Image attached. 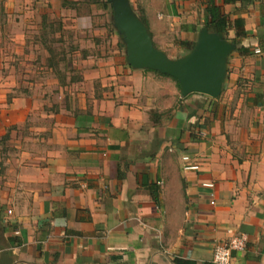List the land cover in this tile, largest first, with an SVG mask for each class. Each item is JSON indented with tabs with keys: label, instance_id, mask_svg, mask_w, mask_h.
<instances>
[{
	"label": "crops",
	"instance_id": "obj_1",
	"mask_svg": "<svg viewBox=\"0 0 264 264\" xmlns=\"http://www.w3.org/2000/svg\"><path fill=\"white\" fill-rule=\"evenodd\" d=\"M53 1L92 42L79 92L61 103L22 87L0 22V264H214L215 245L240 234L233 264H264V0H129L173 59L226 18L211 32L236 48L216 98L182 96L173 77L129 66L110 1L2 5L23 27ZM82 6L102 21L80 16ZM25 32L13 35L15 54ZM183 155L199 170H185Z\"/></svg>",
	"mask_w": 264,
	"mask_h": 264
},
{
	"label": "rangeland",
	"instance_id": "obj_2",
	"mask_svg": "<svg viewBox=\"0 0 264 264\" xmlns=\"http://www.w3.org/2000/svg\"><path fill=\"white\" fill-rule=\"evenodd\" d=\"M2 2L4 0H0L1 32L4 34L3 44L9 49L8 61L15 66L16 72L25 81L22 87L27 84V87H31V90L38 89L41 95L45 92V96L54 97L55 101L60 103L64 95L77 94L80 89L77 81L81 78L84 67L83 59L88 49H92V42L88 33L81 31L79 26L74 28L68 21H65V23L61 21L63 19L62 15L68 11L70 13L72 9H61L60 4L57 5L56 1H53V4L48 3L47 6H38L36 12L39 18L38 22L30 21L25 26L20 27L14 24L13 21H7L6 17L10 14L12 15L11 20H13L17 13L16 8L14 6L4 7ZM65 5L68 6V4ZM77 11L80 16H83V14L94 16L93 21L97 23L102 21L101 12L94 8L91 11L89 10V13L83 6L78 7ZM106 16H110V14L107 13ZM106 16L105 19L108 18ZM29 17H32L31 14H29ZM40 22L42 27L39 26ZM20 28L23 29V32L26 31L24 38L26 43L19 48L20 52L15 54L13 51H17L16 46H22V44L17 43L13 35ZM41 42L45 47L52 49L50 54L43 52L40 46ZM103 42L107 44L108 41L106 39ZM46 59L49 60L47 63H52L54 73L52 71L46 72L43 68L42 64H45ZM55 75L60 82L56 83L51 79L55 78ZM75 82L76 84H74ZM64 86L67 87L64 88Z\"/></svg>",
	"mask_w": 264,
	"mask_h": 264
},
{
	"label": "water",
	"instance_id": "obj_3",
	"mask_svg": "<svg viewBox=\"0 0 264 264\" xmlns=\"http://www.w3.org/2000/svg\"><path fill=\"white\" fill-rule=\"evenodd\" d=\"M112 23L125 52L126 63L133 69H150L173 77L182 96L202 93L220 95L227 74V60L236 45L222 32L203 27L192 48L179 58H170L157 49L144 22L129 0H109Z\"/></svg>",
	"mask_w": 264,
	"mask_h": 264
},
{
	"label": "built area",
	"instance_id": "obj_4",
	"mask_svg": "<svg viewBox=\"0 0 264 264\" xmlns=\"http://www.w3.org/2000/svg\"><path fill=\"white\" fill-rule=\"evenodd\" d=\"M183 168L185 170H199L198 163H192L188 155H183ZM204 187H213L212 183H203ZM247 238L245 235H234L229 237L225 242L218 243L214 247L213 263L214 264H233V251L243 250L246 246Z\"/></svg>",
	"mask_w": 264,
	"mask_h": 264
},
{
	"label": "trees",
	"instance_id": "obj_5",
	"mask_svg": "<svg viewBox=\"0 0 264 264\" xmlns=\"http://www.w3.org/2000/svg\"><path fill=\"white\" fill-rule=\"evenodd\" d=\"M107 2H109V0H107ZM212 10L213 9H210V11L212 12ZM141 18V17H140ZM142 19V18H141ZM142 21H143V19H142ZM144 22V21H143ZM45 24V23H44ZM235 25L237 26V27H242V21H237L236 23H235ZM205 26H206V28L209 30V31H225V28H226V26H227V20H226V18L224 17V16H219V14L218 15H216V16H214L213 18H212V20L210 21V22H208V23H206L205 24ZM244 32L243 31H241L240 32V34H243ZM239 34V33H238ZM50 47V46H49ZM46 49H47V51H48V53L50 54L51 52H52V49L50 50V48H47L46 47ZM49 61V60H48ZM49 65L51 66V67H53V65H52V63H49ZM54 68V67H53Z\"/></svg>",
	"mask_w": 264,
	"mask_h": 264
}]
</instances>
